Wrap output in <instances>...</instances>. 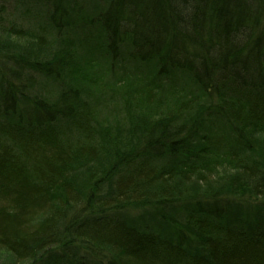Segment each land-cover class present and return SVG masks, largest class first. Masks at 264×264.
Here are the masks:
<instances>
[{
	"label": "trees",
	"instance_id": "1",
	"mask_svg": "<svg viewBox=\"0 0 264 264\" xmlns=\"http://www.w3.org/2000/svg\"><path fill=\"white\" fill-rule=\"evenodd\" d=\"M0 264H264V0H0Z\"/></svg>",
	"mask_w": 264,
	"mask_h": 264
},
{
	"label": "rangeland",
	"instance_id": "2",
	"mask_svg": "<svg viewBox=\"0 0 264 264\" xmlns=\"http://www.w3.org/2000/svg\"><path fill=\"white\" fill-rule=\"evenodd\" d=\"M21 7H23V6H21ZM23 8H24V7H23ZM20 9H21V8H20ZM25 9H26V10H29V11H30V10H33V9L30 8V6H29V7H26Z\"/></svg>",
	"mask_w": 264,
	"mask_h": 264
},
{
	"label": "bare ground",
	"instance_id": "3",
	"mask_svg": "<svg viewBox=\"0 0 264 264\" xmlns=\"http://www.w3.org/2000/svg\"><path fill=\"white\" fill-rule=\"evenodd\" d=\"M8 12H14L13 10L8 9Z\"/></svg>",
	"mask_w": 264,
	"mask_h": 264
}]
</instances>
